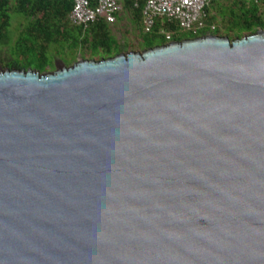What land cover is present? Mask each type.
I'll use <instances>...</instances> for the list:
<instances>
[{"label":"water","instance_id":"95a60500","mask_svg":"<svg viewBox=\"0 0 264 264\" xmlns=\"http://www.w3.org/2000/svg\"><path fill=\"white\" fill-rule=\"evenodd\" d=\"M0 264H264V31L0 70Z\"/></svg>","mask_w":264,"mask_h":264},{"label":"trees","instance_id":"16d2710c","mask_svg":"<svg viewBox=\"0 0 264 264\" xmlns=\"http://www.w3.org/2000/svg\"><path fill=\"white\" fill-rule=\"evenodd\" d=\"M207 2L204 29L184 31L178 22L159 18L150 33H146L144 27V2L139 8L127 3L125 10L131 14L139 40L132 46L128 41L130 44L124 46L126 41H119L114 29L104 19H99L87 29L73 25L70 20L73 0H0V50L6 49L9 53L7 68L48 73L56 68L55 59L50 54L59 55L61 51L72 53L73 62L79 56L100 61L114 58L129 49L143 52L171 42L208 35L236 40L264 31V0ZM14 15L25 21L16 36L12 33ZM117 17L119 22L123 21L119 15ZM167 35H171L170 40Z\"/></svg>","mask_w":264,"mask_h":264},{"label":"built area","instance_id":"2783aa9c","mask_svg":"<svg viewBox=\"0 0 264 264\" xmlns=\"http://www.w3.org/2000/svg\"><path fill=\"white\" fill-rule=\"evenodd\" d=\"M74 9L70 15L73 25L86 29L104 19L113 26L117 22L127 3L135 4L136 8L144 2V27L150 33L157 19L176 21L184 31H200L206 26L205 10L207 0H73ZM170 40L171 35H167Z\"/></svg>","mask_w":264,"mask_h":264},{"label":"rangeland","instance_id":"374dc122","mask_svg":"<svg viewBox=\"0 0 264 264\" xmlns=\"http://www.w3.org/2000/svg\"><path fill=\"white\" fill-rule=\"evenodd\" d=\"M25 21L24 19H22L20 16L18 15H14L13 16V32L11 30L12 33L15 34V36L17 35V33L19 32V30L22 28V26L24 25ZM132 21L127 18L126 21H122V22H117L115 24V26H113L112 28L115 31L116 36L119 38V41H126V43H132L135 44L137 43V41L139 40L137 37L133 36L132 33H136L135 29L133 27ZM132 32V33H131ZM121 33H125V35H122V37H119L121 35ZM131 33V34H129ZM129 38H131L129 40ZM129 41V42H128ZM135 46V45H133ZM136 47H138L136 45ZM132 51H136V52H141L140 50H134V49H130V51H128L129 53ZM51 56L53 55L52 58H54L55 60L53 61L55 65H57L58 67H62L63 65H73V63L78 62L81 59H85V57H81L79 56L76 60V62H73L75 60L74 55L70 52H68L67 54H64L63 51H61V53L58 55L56 54H50ZM0 58H2L0 60V70H5L7 69L6 65L8 63L7 58H9V53L7 52L6 49L0 50ZM56 69V68H55ZM54 69V70H55ZM53 70V71H54Z\"/></svg>","mask_w":264,"mask_h":264},{"label":"crops","instance_id":"0c3cea01","mask_svg":"<svg viewBox=\"0 0 264 264\" xmlns=\"http://www.w3.org/2000/svg\"><path fill=\"white\" fill-rule=\"evenodd\" d=\"M120 18H121V20H124V21H126L127 18H129L132 21L131 14L129 12H127V10L122 12V14L120 15ZM132 24H133V22H132Z\"/></svg>","mask_w":264,"mask_h":264},{"label":"flooded vegetation","instance_id":"af4514ba","mask_svg":"<svg viewBox=\"0 0 264 264\" xmlns=\"http://www.w3.org/2000/svg\"><path fill=\"white\" fill-rule=\"evenodd\" d=\"M131 33H132V32H131ZM131 33H129V34H131ZM115 35H116V34H115ZM122 35H125V33H121V35H120L119 37H122ZM132 35L135 36V37H137L136 33H132ZM116 37H117V36H116ZM117 38H118V37H117ZM130 39H131V38H129V40H130ZM118 40H119V38H118ZM122 42H123V41H122ZM129 44H130V43H129ZM124 46H126L125 43H124ZM130 46H131V45H130ZM130 46H129V47H130ZM129 47H128V48H129ZM128 51H130V49L127 50V51H123L122 54H127V53H129ZM133 52H136V51H133Z\"/></svg>","mask_w":264,"mask_h":264},{"label":"clouds","instance_id":"9594fccd","mask_svg":"<svg viewBox=\"0 0 264 264\" xmlns=\"http://www.w3.org/2000/svg\"><path fill=\"white\" fill-rule=\"evenodd\" d=\"M124 11H125V8H124ZM121 14H122V13H121ZM121 14H120V15H121ZM120 15H119V16H120ZM117 19H118V17H117ZM117 22H118V20H117ZM117 22H116V23H117ZM110 26H111V25H110ZM113 26H115V25H113ZM113 26H111V27H113ZM208 36H211V35H208Z\"/></svg>","mask_w":264,"mask_h":264}]
</instances>
